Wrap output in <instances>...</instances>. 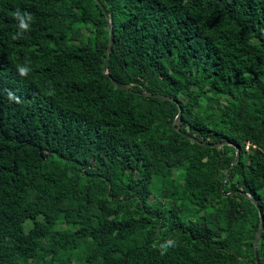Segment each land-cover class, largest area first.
Wrapping results in <instances>:
<instances>
[{
  "label": "trees",
  "instance_id": "obj_1",
  "mask_svg": "<svg viewBox=\"0 0 264 264\" xmlns=\"http://www.w3.org/2000/svg\"><path fill=\"white\" fill-rule=\"evenodd\" d=\"M261 214L264 0H0V264H264Z\"/></svg>",
  "mask_w": 264,
  "mask_h": 264
},
{
  "label": "water",
  "instance_id": "obj_2",
  "mask_svg": "<svg viewBox=\"0 0 264 264\" xmlns=\"http://www.w3.org/2000/svg\"><path fill=\"white\" fill-rule=\"evenodd\" d=\"M103 10H104V12L106 13V16L108 17V14H107V12H106V9L103 8ZM111 30H112V28H111ZM113 45H114V35H113V33L111 32V38H110V43H109V47H108V53H110V52L112 51V49H113ZM105 72H107V59L105 60ZM113 81H114V80H113ZM114 83L117 84L118 86H120L121 88H124V89H127V88H128V86L125 85V84L118 83V82H116V81H114ZM180 116H181V114H180ZM180 116H179V119L181 118ZM210 146H218V147H220V146H222V143H219V144H211ZM239 152H240V151H239V148H238V154H239ZM228 177H229V172H228V175H227V179H226V181L228 180ZM226 181H225V182H226ZM263 228H264V217H263V215L261 214L260 226H259V229H258V231H257V233H256V236H255V239H254L255 249L257 248V247H256V244H257V241H258V238H259L261 232L263 231ZM255 255L257 256V250H255ZM257 263H258V260H257Z\"/></svg>",
  "mask_w": 264,
  "mask_h": 264
},
{
  "label": "built area",
  "instance_id": "obj_3",
  "mask_svg": "<svg viewBox=\"0 0 264 264\" xmlns=\"http://www.w3.org/2000/svg\"><path fill=\"white\" fill-rule=\"evenodd\" d=\"M249 146H250V144H249ZM247 149H248V147H247Z\"/></svg>",
  "mask_w": 264,
  "mask_h": 264
}]
</instances>
